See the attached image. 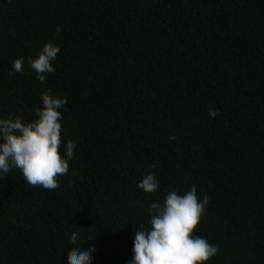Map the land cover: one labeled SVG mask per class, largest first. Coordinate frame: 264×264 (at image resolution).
I'll return each mask as SVG.
<instances>
[{"label": "trees", "instance_id": "obj_1", "mask_svg": "<svg viewBox=\"0 0 264 264\" xmlns=\"http://www.w3.org/2000/svg\"><path fill=\"white\" fill-rule=\"evenodd\" d=\"M49 42L43 83L11 71ZM45 91L76 147L57 189L0 178V264H67L72 232L128 264L151 203L193 185L207 264H264V0H0V118L34 120Z\"/></svg>", "mask_w": 264, "mask_h": 264}, {"label": "clouds", "instance_id": "obj_2", "mask_svg": "<svg viewBox=\"0 0 264 264\" xmlns=\"http://www.w3.org/2000/svg\"><path fill=\"white\" fill-rule=\"evenodd\" d=\"M60 51L58 45L46 43L36 58L15 59L11 71L22 73L27 62L35 71L36 79L43 83L47 74L55 73L52 62ZM40 99L42 106L34 110L32 121L24 122L20 116L0 118V178L19 169L29 185L52 190L59 188L60 177L68 174L76 146L67 141L61 155L63 114L60 109L67 103L66 98L45 91ZM216 115L214 110L209 112L210 117ZM137 187L145 193H155L160 182L155 174L148 173ZM208 200L207 194L198 199L193 185L182 195L170 191L161 203H151L150 227L141 224L134 232L132 259L128 264H207L219 249L205 237L194 234V230L206 211ZM82 239L79 233H71L72 251L67 255V264H93L96 248L91 244L85 248Z\"/></svg>", "mask_w": 264, "mask_h": 264}]
</instances>
